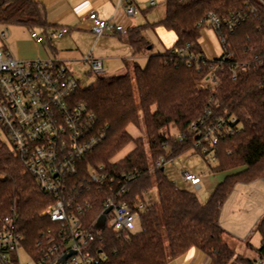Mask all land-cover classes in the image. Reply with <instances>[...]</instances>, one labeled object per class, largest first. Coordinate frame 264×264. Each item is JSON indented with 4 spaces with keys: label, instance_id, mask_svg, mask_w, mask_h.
Listing matches in <instances>:
<instances>
[{
    "label": "trees",
    "instance_id": "1",
    "mask_svg": "<svg viewBox=\"0 0 264 264\" xmlns=\"http://www.w3.org/2000/svg\"><path fill=\"white\" fill-rule=\"evenodd\" d=\"M263 2L165 0L166 15L161 24L175 33V44L149 57L144 68L135 64L133 76L127 73L99 78L90 87L78 88L76 97L93 112L94 133L100 138L86 167L102 164L109 175L132 176L125 192L94 186L82 195L91 205L80 218L96 233L94 253L106 254L104 264H169L192 248L207 255L209 264H257V259L237 254L228 244L220 214L237 184L264 180V63L256 58L264 54ZM210 13L222 20L239 19L240 24L234 31L216 30L207 21ZM0 24L32 32L48 33L50 29L44 5L35 0H0ZM206 28L215 31L223 55L229 56L223 65L217 59L206 58L202 51L200 40ZM144 29L138 26L126 35L136 55L151 45ZM181 50L183 55L178 53ZM193 56L201 62L188 66L187 60ZM207 78L217 79L215 88L204 85ZM141 117L148 134L150 159L145 145L128 131L130 126L140 127ZM228 117L236 119L238 131L217 146L211 171L242 170L228 175L209 199L201 202L192 192L178 187L164 167L156 168V162L161 157L174 161L192 150L205 157L194 149L198 137L192 124L203 118ZM179 134L185 135L183 141ZM130 143L135 148L115 162L114 158ZM154 189L158 203L141 213L140 232L117 233L108 226L97 232V221L109 198L139 201ZM54 201L41 191L11 147L0 140V230L5 218L17 215L25 250L35 260L44 256L47 247L58 243V226L42 215ZM256 228L261 237L257 252L264 257V217Z\"/></svg>",
    "mask_w": 264,
    "mask_h": 264
},
{
    "label": "built area",
    "instance_id": "2",
    "mask_svg": "<svg viewBox=\"0 0 264 264\" xmlns=\"http://www.w3.org/2000/svg\"><path fill=\"white\" fill-rule=\"evenodd\" d=\"M150 5L155 6V3ZM119 9L127 18L134 17L138 10L132 0H120ZM88 19L96 38L107 33L128 34L129 30L116 19L109 22L95 12L90 13ZM207 21L220 31H234L240 24L239 19L222 20L213 13L208 15ZM64 33V30L58 32L59 35ZM2 36L5 38V33ZM178 53L183 55L184 51ZM228 58L226 54L217 60L223 65ZM256 58L264 63V54ZM84 61L90 63L96 73L104 71L103 61L92 54L87 55ZM187 61L188 66L194 61L201 62L196 56ZM203 83L206 87L215 88L217 79L207 78ZM79 87L73 72L61 60L20 61L10 52L0 49V126L9 139L12 153L31 173L41 191L55 199L42 215L49 217L59 228L58 243L47 247L44 256L35 260L25 250V236L16 225L17 215L5 218L4 228L0 230V264H104L107 258L102 251L94 253L97 235L85 227L80 218L91 205L82 199V195L94 186H109L113 192H125L132 176L118 178L109 175L102 164L86 167V160L100 138L94 133L93 112L76 97ZM236 127L234 117L203 118L194 122L191 129L198 137L194 149L210 155L214 163L217 146L223 139L236 135ZM178 137L182 141L185 139V135ZM169 162L172 160L161 157L156 168ZM181 176L185 183L200 189L199 176L188 171H183ZM155 196L156 193H144L143 199L130 202L119 200L117 196L109 198L105 210H112L107 215L105 226H108L109 215L112 214L109 228L117 233L140 232L141 213L158 203ZM21 251L28 257L25 263L21 261ZM72 252L75 254L63 262V257ZM257 264H264V257H258Z\"/></svg>",
    "mask_w": 264,
    "mask_h": 264
},
{
    "label": "crops",
    "instance_id": "3",
    "mask_svg": "<svg viewBox=\"0 0 264 264\" xmlns=\"http://www.w3.org/2000/svg\"><path fill=\"white\" fill-rule=\"evenodd\" d=\"M35 1L44 5L50 29L48 30V33H44L42 30H35L33 32L29 30L32 33L40 35L42 37L41 40H43L41 42L19 40L16 43L18 56L16 59L20 61L57 59L63 61L69 67V65L76 64L77 62H84V58L87 55L92 54L94 58L101 59L103 61L104 69L105 62L123 64L126 67H128L129 64H132L134 69L135 64L142 66V63L144 64L148 62L149 57L159 53H164L167 49H169L167 47L170 46L171 48L177 40L175 33L173 32V37H170L167 33V29L161 24L165 18L166 12L161 11V9L158 10V12L156 11L155 8L157 7V3L155 0H151L148 3L146 2L147 0H132L138 10L136 15L131 18H127L121 9H119L120 0ZM151 2H154L155 6H151ZM92 12L97 13L102 19L109 20V22H113L115 21L114 19H116L117 22L123 24L128 30L138 26H144L145 29L143 34L151 45L146 52L136 55L133 53V50L128 43L127 36L124 34L107 33L100 38H96L91 30V24L88 19L89 14ZM156 12L159 17L158 20H155ZM60 30H64L65 33L59 35L58 32ZM56 36L57 38L54 39ZM202 37L206 38L203 43H201L200 40L204 55L209 59L220 58L223 55V47L215 31L213 29L206 28L203 30ZM46 46L51 49V54L47 56L42 53V49L47 48ZM154 49H158V53L154 54L151 52ZM13 57L15 58V56ZM260 183L264 184V180L259 179L251 183H239L233 190L236 191V193H245L249 190V187L247 186L253 187ZM262 217H264V214L258 219L256 218V223H258ZM226 236V241L235 250L236 239L233 238V236L227 231ZM247 246L253 249V245L251 243H248ZM257 255L258 256L255 259L259 257V253ZM209 263L210 258L207 255L196 248H192L180 258L170 261L169 264Z\"/></svg>",
    "mask_w": 264,
    "mask_h": 264
},
{
    "label": "rangeland",
    "instance_id": "4",
    "mask_svg": "<svg viewBox=\"0 0 264 264\" xmlns=\"http://www.w3.org/2000/svg\"><path fill=\"white\" fill-rule=\"evenodd\" d=\"M147 0L146 2H150ZM157 3L156 11L166 12V5L164 0H155ZM156 12V19L158 20V13ZM155 14V12H154ZM163 18V17H162ZM5 33V38L2 36ZM168 35L173 37V32L167 30ZM41 36L36 33L30 32L28 29L14 25L0 24V49L12 53L13 56H17L16 43L19 40H32L34 42H41ZM54 38V37H53ZM57 36L54 38L56 39ZM206 40L205 37L201 38V43ZM43 48V54L50 55V47ZM167 48H170L167 47ZM158 49H154V54L158 53ZM147 63H142L141 67L144 68ZM69 69L73 72L75 78L79 82L81 88H87L94 85L99 78L119 76L130 73L134 75V69L132 64L126 67L123 64H115L105 62V69L101 73L93 71L91 64L88 62H77L76 64L69 65ZM136 96L138 93L136 90ZM170 130L175 134V128L171 127ZM128 131L134 138H138L141 143L145 145L148 151V157L150 159V152L148 148V134L146 126L141 117L140 127L130 126ZM180 136V134L178 135ZM0 140L8 147L10 146L9 139L6 136L4 130L0 126ZM134 143H130L125 147L115 158L114 161H120L124 159L133 149ZM215 166L212 163L210 155L203 157L202 155L195 153L193 150L185 153L181 157L175 159L172 162L167 163L164 166L166 175L174 181L178 187L184 190H188L195 194L201 202H206L211 196L215 187L223 182L225 178L233 173H236L242 169H237L228 172H213L212 167ZM183 171L191 172L201 179L200 189H195L191 185L185 183L182 179L181 173ZM249 190L245 193H236L232 191L229 199L224 204L221 213V225L229 232L233 238L236 239L235 250L238 254H241L247 258L255 259L258 255L257 250L261 246V237L256 228L257 219L264 214V184H256L255 186H247ZM156 189H154L155 195ZM156 198V196H155ZM258 216V217H257ZM112 214L109 215L107 225L110 226V219ZM257 218V219H256ZM227 239V236H226ZM251 243L253 249L248 247L247 244ZM28 257L21 251V261L25 263Z\"/></svg>",
    "mask_w": 264,
    "mask_h": 264
},
{
    "label": "water",
    "instance_id": "5",
    "mask_svg": "<svg viewBox=\"0 0 264 264\" xmlns=\"http://www.w3.org/2000/svg\"><path fill=\"white\" fill-rule=\"evenodd\" d=\"M111 210H112V208L105 210L104 213L99 217V219L97 221V225H96L98 230H102L105 227L107 215L110 213ZM73 254H75V253L72 252L71 254L64 256L62 261L65 262L69 258V256H71Z\"/></svg>",
    "mask_w": 264,
    "mask_h": 264
}]
</instances>
